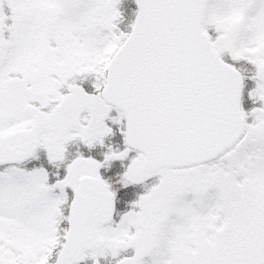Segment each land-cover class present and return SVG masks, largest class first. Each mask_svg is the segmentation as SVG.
<instances>
[{"label":"snow or ice","instance_id":"6c2138e0","mask_svg":"<svg viewBox=\"0 0 264 264\" xmlns=\"http://www.w3.org/2000/svg\"><path fill=\"white\" fill-rule=\"evenodd\" d=\"M0 264H264V0H0Z\"/></svg>","mask_w":264,"mask_h":264}]
</instances>
